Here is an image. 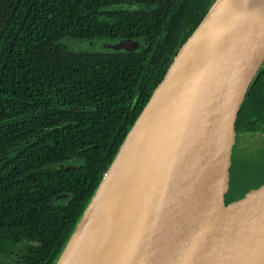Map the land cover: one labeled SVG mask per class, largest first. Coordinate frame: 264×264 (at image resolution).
I'll return each instance as SVG.
<instances>
[{"label":"water","instance_id":"95a60500","mask_svg":"<svg viewBox=\"0 0 264 264\" xmlns=\"http://www.w3.org/2000/svg\"><path fill=\"white\" fill-rule=\"evenodd\" d=\"M139 47L134 40L108 46ZM263 77L264 0H215L55 264H264V165L251 170Z\"/></svg>","mask_w":264,"mask_h":264},{"label":"trees","instance_id":"16d2710c","mask_svg":"<svg viewBox=\"0 0 264 264\" xmlns=\"http://www.w3.org/2000/svg\"><path fill=\"white\" fill-rule=\"evenodd\" d=\"M214 1L0 0V254L9 264H55ZM70 40L140 47L73 51ZM254 121L264 134V77ZM251 164L264 165V146Z\"/></svg>","mask_w":264,"mask_h":264},{"label":"rangeland","instance_id":"374dc122","mask_svg":"<svg viewBox=\"0 0 264 264\" xmlns=\"http://www.w3.org/2000/svg\"><path fill=\"white\" fill-rule=\"evenodd\" d=\"M70 42H66L65 44L69 49L73 51H90V52H104L108 49V46L110 44H113L112 42H106L102 40H91V41H85V40H70ZM264 146V134H260L258 138V143L256 148H260ZM11 262V257L4 256L3 254H0V264H9Z\"/></svg>","mask_w":264,"mask_h":264},{"label":"bare ground","instance_id":"6f19581e","mask_svg":"<svg viewBox=\"0 0 264 264\" xmlns=\"http://www.w3.org/2000/svg\"><path fill=\"white\" fill-rule=\"evenodd\" d=\"M157 127L158 125L156 124L155 128H154V131L152 132L151 134V137L147 140L146 144H145V147H144V152L149 149L151 147V145L153 144L154 140H155V137L157 135ZM85 264H90V263H85Z\"/></svg>","mask_w":264,"mask_h":264}]
</instances>
